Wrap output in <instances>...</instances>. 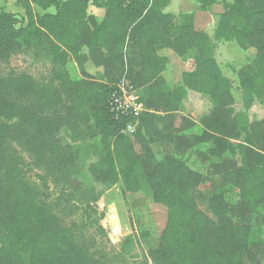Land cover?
Masks as SVG:
<instances>
[{
    "label": "trees",
    "instance_id": "obj_1",
    "mask_svg": "<svg viewBox=\"0 0 264 264\" xmlns=\"http://www.w3.org/2000/svg\"><path fill=\"white\" fill-rule=\"evenodd\" d=\"M171 1L18 0L30 19L26 27L0 9V264H27L24 254L32 264H113L84 227L69 222L75 195L67 186L82 174V157L92 149L99 161L89 171L97 182L122 181L137 191L146 181L153 200L167 207L165 230L149 252L152 264L263 263L264 243L250 237L252 224L264 225V119L250 122L247 111L255 100L264 104V0H223L215 33L216 41L254 51L238 75L246 112L235 108L233 83L214 58V41L195 29L193 14L177 20L166 13ZM195 1L204 12L219 3ZM32 3L55 12L35 21ZM91 3L105 10L101 23L88 14ZM37 49L51 64L45 79L8 70L14 57ZM162 50L179 57L196 51V68L183 74V86L165 90ZM71 57L84 79L70 77ZM136 58L130 83L143 90L144 112L128 136L123 132L133 120L116 119L110 100ZM87 62L104 70L106 82L89 78ZM188 91L213 104L202 118L203 133L185 134L173 122L162 131L163 115L179 112ZM62 128L73 144L58 138ZM97 137L98 147L87 143ZM160 142L168 150L161 160L152 149ZM204 145H211L205 162L219 160L205 175L179 158ZM32 171L39 172L38 184ZM51 186L60 192L56 199Z\"/></svg>",
    "mask_w": 264,
    "mask_h": 264
},
{
    "label": "rangeland",
    "instance_id": "obj_2",
    "mask_svg": "<svg viewBox=\"0 0 264 264\" xmlns=\"http://www.w3.org/2000/svg\"><path fill=\"white\" fill-rule=\"evenodd\" d=\"M222 1L217 4L218 6L215 9H210L212 11V14H209L210 18L205 15L201 16V12L204 11L199 9L195 0H175V3L171 1L170 5L165 8V12L176 15V19L180 20V14L184 13L183 10L196 11V14L192 13L194 15L195 29L203 31L214 41V58L224 76L233 83L235 108L237 111L246 112L238 75L244 67L248 66V59L253 55L254 51L245 52L235 41L224 42L215 40L219 17L224 11ZM31 6L35 21L47 12H55V8L44 11L33 3ZM20 8L21 12L17 13L15 5L11 6V9L15 12L13 14L18 18L19 23L17 26L26 27L30 19L21 5ZM105 13L104 9L98 8L92 3L89 5L88 14L95 16L99 23L103 21ZM83 53L87 54L88 50L83 49ZM47 54L46 51L37 49L30 54L14 57L10 61L9 66H7L8 70L27 73L35 80L42 81L51 72V64ZM160 55L168 58L166 71L163 75L169 87L165 88V90H173L183 86V74L192 72L196 68V51L191 50L184 57H179L171 50H162ZM139 64L137 58L131 64L129 61L128 67L125 68L124 76L117 84V91L112 94L110 100L118 99L120 104L128 106L129 112H133L131 106L134 102L143 106L140 102L143 90L136 89L130 83V76L139 69ZM67 68L73 80L84 79L80 66L74 57H71L68 61ZM85 68L89 78L94 79L98 83L106 82L102 68L96 67L91 62H87ZM212 110L213 104L207 96L188 91L179 112L169 116L162 114L163 121L159 122V128L164 131L173 122L174 128L183 129L185 134L200 135L204 131V127L201 125L202 118L211 114ZM143 112L130 116L133 122L128 125L127 130L123 133L130 136L136 132L139 124L138 119ZM247 114L250 122L263 120L264 104L255 100ZM186 120L194 125L189 128ZM58 138L64 144H73L72 134L67 128L60 129ZM87 143L96 148L101 144V137L88 139ZM210 148L211 145H204L201 148L194 149L190 155L177 157L187 160L194 169L205 175L211 164L219 162L218 159L212 157H209L208 161L205 162L204 158L208 156ZM152 149L159 160L168 153L165 143L153 144ZM97 153L98 151L92 149L87 156L82 157L85 158L82 174L74 177L67 186L68 191L75 195L69 222H74L84 227L94 237L98 248L106 253L113 264H152L149 252L157 246L158 240L165 230L168 220V209L153 200L152 191L146 181L141 184L137 191L127 190L122 181L116 185H106L97 182L89 171L90 166L99 161ZM238 160L241 161L240 159ZM37 173L39 172H31V180L38 184L39 181L35 176ZM49 192L52 199L60 196V192L53 186H51ZM201 209L207 211L205 206H202ZM99 227L102 228L103 233L98 230ZM259 241L264 243V225L252 224L250 242ZM23 256L27 264H32L29 255L24 254ZM262 264H264V259Z\"/></svg>",
    "mask_w": 264,
    "mask_h": 264
},
{
    "label": "built area",
    "instance_id": "obj_3",
    "mask_svg": "<svg viewBox=\"0 0 264 264\" xmlns=\"http://www.w3.org/2000/svg\"><path fill=\"white\" fill-rule=\"evenodd\" d=\"M132 88V87H130ZM123 92V90H121ZM135 101V100H133ZM111 112L114 114L116 119H121L123 117H130L133 114L138 115L139 113L144 111V108L141 104L133 103L131 106V109H133V112H129L128 106H124L120 104V101L118 99H114L110 102ZM130 107V106H129Z\"/></svg>",
    "mask_w": 264,
    "mask_h": 264
},
{
    "label": "crops",
    "instance_id": "obj_4",
    "mask_svg": "<svg viewBox=\"0 0 264 264\" xmlns=\"http://www.w3.org/2000/svg\"><path fill=\"white\" fill-rule=\"evenodd\" d=\"M189 1V0H188ZM221 0H219V2H220ZM18 2V0H0V9H2V10H4V11H6V12H8V13H15L14 11H13V9H11V6H13V5H15V8H16V12L18 13V12H21L20 10H21V8H20V5H18L17 6V3ZM172 2L173 3H175V0H172ZM218 5H215V6H213L211 9H215L216 7H217ZM195 7H197V6H195ZM198 7H199V5H198ZM222 7V6H221ZM183 12L184 13H187V14H192V13H194V14H196V11H185V10H183ZM220 13H222V11H220ZM209 14H212V11L210 10V11H208V12H201V16L202 15H205L207 18H210V16H209Z\"/></svg>",
    "mask_w": 264,
    "mask_h": 264
}]
</instances>
